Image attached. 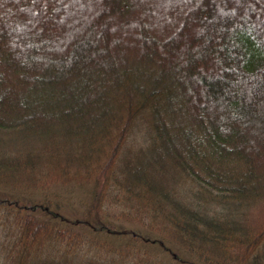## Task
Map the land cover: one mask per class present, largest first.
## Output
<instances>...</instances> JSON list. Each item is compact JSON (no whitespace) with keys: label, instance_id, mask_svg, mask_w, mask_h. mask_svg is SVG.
<instances>
[{"label":"trees","instance_id":"obj_1","mask_svg":"<svg viewBox=\"0 0 264 264\" xmlns=\"http://www.w3.org/2000/svg\"><path fill=\"white\" fill-rule=\"evenodd\" d=\"M141 113L146 148L119 166ZM49 154L95 174L105 209L71 221L25 195ZM115 169L161 239L110 221L96 191ZM0 187L4 264H196L165 237L202 264H264V0H0ZM88 228L162 255L95 259Z\"/></svg>","mask_w":264,"mask_h":264},{"label":"rangeland","instance_id":"obj_2","mask_svg":"<svg viewBox=\"0 0 264 264\" xmlns=\"http://www.w3.org/2000/svg\"><path fill=\"white\" fill-rule=\"evenodd\" d=\"M143 122H145V115L144 113H141L134 119L133 123L130 124L128 128H126L125 140L121 147L120 156L117 158V161L120 159L117 165L120 166L121 161L136 155L141 149L146 148V143L144 141L145 125H143ZM48 156L49 159L52 158V161L46 163L48 165L42 169L44 174H41L37 178L36 184L30 187L25 195H31L30 197H32L33 201L44 202L51 199L54 201L52 202V206L54 207L57 202L59 204L64 203L67 209V211H65L67 218L70 216L71 218L69 219L71 221L85 219L88 210H92L91 202L92 194L94 192L93 184L96 180L95 174L90 175L87 170L83 168L78 170L75 165H68L67 162H64V160H61L58 156L52 157L50 154ZM95 164L96 163H94V166ZM119 175L120 173H117V169H115L111 176L107 177L108 183L105 185L103 182L102 186H105H100V188L102 187V191H96L102 192V194H104V202L106 201V196L108 194H112L114 197L112 203L113 206L110 208L112 210L110 221L116 226L115 228L118 229L117 231L119 232L126 229L129 231L136 230L140 227V224L136 222L140 221L143 224H148L144 229L141 230L143 233H151V231H153L152 233L157 236V238L161 239L164 233L161 231L160 227H157L156 223L155 225L151 223L154 220V210L150 206L140 203L137 199L129 200V197H123V194L121 198L119 197L117 199L116 195L118 192L122 193L121 190H118L120 186L116 181V178ZM88 178L89 181L87 184ZM46 181L48 184L44 186V188L41 184ZM190 183L191 181L183 176V180L178 185L177 189L181 190L183 194H186L189 188L188 185ZM1 187L0 192L7 194V191L5 189L1 190ZM101 205L103 206V209H105L106 204ZM94 206L99 205L97 204ZM103 209L100 207L99 211ZM141 211L142 219L139 220L135 216ZM230 211L231 213H235L234 209L232 208ZM98 212L93 209L92 216L94 217L95 215H98ZM225 212L228 213L227 210ZM123 213L127 215V218H121V214ZM130 218H134L136 220H129ZM239 218V212L231 215L232 220H237ZM86 223L88 224L87 221ZM151 225L154 226V230L150 228ZM91 231L92 230L88 228V233L84 235V237L87 240L86 243L89 246V249H86L87 253L89 256H92L95 259L96 256L128 258L132 257L133 255H145L146 257H154L158 254L159 256L162 255L160 249L156 250V253H152V251L148 248L145 249L143 246H141L142 248L140 246H135L134 243L131 242L127 237L120 238L119 236L115 237L114 235H99L97 237H91ZM16 234H18V227L14 216L10 214L8 209L0 206V241L3 240L10 246V242L12 243L14 241ZM163 239L165 240V244L168 245L167 247L174 249V252L178 253L181 257L191 258L196 261V264H202V261H200L198 258L191 257L187 252H184L182 249L178 248V246L172 245L170 240L166 237ZM4 262V255L0 253V264H4Z\"/></svg>","mask_w":264,"mask_h":264}]
</instances>
